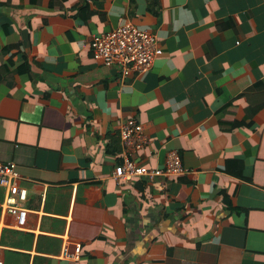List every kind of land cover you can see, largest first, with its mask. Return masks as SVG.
<instances>
[{
	"label": "crops",
	"instance_id": "crops-1",
	"mask_svg": "<svg viewBox=\"0 0 264 264\" xmlns=\"http://www.w3.org/2000/svg\"><path fill=\"white\" fill-rule=\"evenodd\" d=\"M126 21L162 54L123 76L89 42ZM125 118L189 172L117 183ZM0 162L1 264H264V0H0Z\"/></svg>",
	"mask_w": 264,
	"mask_h": 264
},
{
	"label": "built area",
	"instance_id": "built-area-1",
	"mask_svg": "<svg viewBox=\"0 0 264 264\" xmlns=\"http://www.w3.org/2000/svg\"><path fill=\"white\" fill-rule=\"evenodd\" d=\"M89 46L96 61L119 66L123 76L130 72H146L152 62L162 54L156 36L147 30L140 29L130 21L93 35ZM119 135L121 162L115 165L113 171V177L117 183L121 180L133 181L145 176L155 188L161 189L166 185L167 180L189 172L176 150L166 154L163 167L149 168L140 165L134 159V155L144 149L147 140L142 132V125L135 119L121 120ZM19 179L20 174L14 162H0V185L6 187L7 192L2 206L6 207L7 212L15 215L18 225L23 227L28 211L16 202V197L21 200L25 198V190L19 186ZM79 249L77 245L73 258L78 256ZM62 255L72 256L65 250Z\"/></svg>",
	"mask_w": 264,
	"mask_h": 264
}]
</instances>
